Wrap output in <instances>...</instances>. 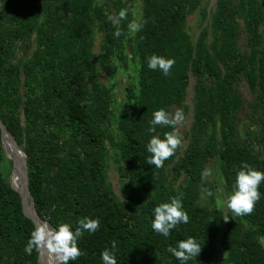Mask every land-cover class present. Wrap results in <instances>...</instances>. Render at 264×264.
<instances>
[{
  "label": "trees",
  "instance_id": "obj_1",
  "mask_svg": "<svg viewBox=\"0 0 264 264\" xmlns=\"http://www.w3.org/2000/svg\"><path fill=\"white\" fill-rule=\"evenodd\" d=\"M195 12L207 17L201 0H0V120L26 155L35 211L52 226L100 221L69 264H102L106 248L117 264H181L166 248L189 236L201 251L187 264H264V182L250 214L218 207L243 163L264 171V0H216L196 40L187 29ZM153 54L174 59L168 75L147 68ZM128 58L132 80L115 117L112 89L99 78L113 79ZM190 77L187 143L162 167L147 164L151 136L172 131H150L152 112L185 115ZM109 152L120 197L106 180ZM7 164L0 131V264H40L39 251H24L35 228ZM173 196L189 222L165 238L150 226L152 209Z\"/></svg>",
  "mask_w": 264,
  "mask_h": 264
},
{
  "label": "clouds",
  "instance_id": "obj_2",
  "mask_svg": "<svg viewBox=\"0 0 264 264\" xmlns=\"http://www.w3.org/2000/svg\"><path fill=\"white\" fill-rule=\"evenodd\" d=\"M119 15L123 17L124 11L122 10ZM114 35L118 37L120 33L117 31ZM174 63V59L155 54L146 57L147 68L153 71L159 69L164 75L169 74ZM182 119V110H177L174 116H170L164 108L152 112L149 120L150 131H154L157 125H167L172 128V131L164 133L163 138L156 135L151 136L145 145L146 152L150 154L146 158L147 164L157 168L162 167L164 161L174 154L180 144L174 126ZM262 182H264V171L257 170L247 163L240 166L226 201L228 209L234 216L248 215L253 211L256 201L262 195L259 191ZM204 194L205 196L210 195L207 189L204 190ZM181 196L170 197L167 201L154 206L150 226L155 233L167 238L170 231L176 228L178 224L189 222V216L183 208ZM99 226V218L88 216L80 218L74 229L72 224L66 222H61L55 226L44 222L31 231L24 251L31 254L34 249L36 251L46 249L55 255L58 264H69V261H76L81 255L78 240L84 232L95 233ZM111 247L115 249L116 245L113 243ZM166 251L181 264H187L188 261L199 256L201 245L194 237L189 236L186 239L178 240L174 246L169 245ZM100 259L102 264H117L115 252L107 248L100 253Z\"/></svg>",
  "mask_w": 264,
  "mask_h": 264
},
{
  "label": "rangeland",
  "instance_id": "obj_3",
  "mask_svg": "<svg viewBox=\"0 0 264 264\" xmlns=\"http://www.w3.org/2000/svg\"><path fill=\"white\" fill-rule=\"evenodd\" d=\"M215 2L216 0H201V7L204 8L207 12V17L203 19L201 15L198 12H195L194 14H191L187 18V29L190 32L192 36H194V40L197 39L198 33L200 32V29L205 27L206 24L209 23L210 21V13L214 11L215 9ZM135 12L140 10L139 5L134 7ZM138 21H134V24H136ZM103 37V33L95 30V37H94V46H93V51L95 53L100 52V45H101V40ZM128 65L124 70H118L117 73L115 74L113 79H107L105 75H102L101 78H99V81L103 82L104 84H107L109 87L112 89V95L113 98L115 99L114 102V112H115V117H117L121 110L123 109L124 106V86L132 80L130 75H132V69L134 68V65L131 61L130 58H128ZM192 86H193V78L190 77V83L187 89V94H186V100L185 104L188 105V112L183 115V119L176 124V132L177 135L180 139V149H182L185 144L187 143V139L184 137L185 131H188L191 126L192 122ZM242 89L244 96L246 97L247 100L251 98L250 93L246 87H243L242 85L240 86ZM178 109H174L173 116L176 114ZM19 147V146H18ZM20 148V147H19ZM22 151V149L20 148ZM11 154V153H10ZM115 157H113L112 152H109L108 157H107V168H106V180L108 184L111 187L112 192L120 197V188H121V178L119 176L118 170L116 169V163H115ZM11 161V160H10ZM6 170H7V176L9 177L11 171H12V161H11V166L7 164ZM7 177V179H8ZM218 207L222 213H225L226 210V197L224 193H222L220 196H218ZM53 256V262L56 260L55 255L51 253Z\"/></svg>",
  "mask_w": 264,
  "mask_h": 264
},
{
  "label": "water",
  "instance_id": "obj_4",
  "mask_svg": "<svg viewBox=\"0 0 264 264\" xmlns=\"http://www.w3.org/2000/svg\"><path fill=\"white\" fill-rule=\"evenodd\" d=\"M0 131H1V144H2L3 152H4L5 156H6V158L12 161V171H11L9 177H8V182H9L10 186L16 192H18V194L20 195L22 211H23L24 215L27 216L29 219H31V221L34 224V228H36L40 223H44V222H47L49 225H51L47 220H44V219L40 218L39 215L35 211L33 199H32V197L30 195L29 188H28V175H27L26 155L24 154L23 151L20 150V148L18 147V145H17L16 141L14 140L13 136L7 131V129L5 128V126H4V124L2 123L1 120H0ZM4 137H7L9 139V141H10L11 145L13 146V148L17 149V151H20V154H21V167L15 166V158L16 157H14V156H12L10 154V151L7 149V147L5 145V138ZM15 170H17V171H15ZM14 172H16L20 176L21 181H22L23 189H18L16 186H14L12 184L11 178H12ZM27 206H29L28 207L29 210H28ZM47 254H48V252H46L45 249H42V250L39 251L38 261H39L40 264H49L48 256H49L50 253L48 254L47 260H46V255ZM57 264H58V262H57Z\"/></svg>",
  "mask_w": 264,
  "mask_h": 264
},
{
  "label": "bare ground",
  "instance_id": "obj_5",
  "mask_svg": "<svg viewBox=\"0 0 264 264\" xmlns=\"http://www.w3.org/2000/svg\"><path fill=\"white\" fill-rule=\"evenodd\" d=\"M4 138H5V145H6L7 149L10 151L12 156L16 157L15 158V166L21 167V154H20V151H17V149L13 148V146L11 145V143H10V141H9V139L7 137H4ZM15 171H17V170H15ZM11 181H12V184L14 186H16L18 189H23L21 178L16 172H14V174H13V176L11 178ZM28 207L29 206H27V208ZM28 210H29V208H28ZM45 251L48 252L46 249H45ZM48 254H49V252H48ZM48 254L46 255V260H47ZM48 261H49V264H57V260H55L53 262V256L51 255V253L48 256Z\"/></svg>",
  "mask_w": 264,
  "mask_h": 264
}]
</instances>
